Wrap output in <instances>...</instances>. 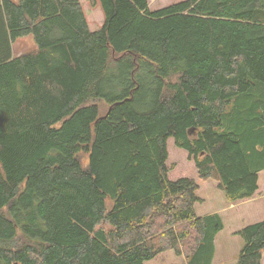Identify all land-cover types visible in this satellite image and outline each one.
<instances>
[{"label":"trees","instance_id":"trees-1","mask_svg":"<svg viewBox=\"0 0 264 264\" xmlns=\"http://www.w3.org/2000/svg\"><path fill=\"white\" fill-rule=\"evenodd\" d=\"M96 1L0 0V264H261L264 0Z\"/></svg>","mask_w":264,"mask_h":264},{"label":"rangeland","instance_id":"rangeland-1","mask_svg":"<svg viewBox=\"0 0 264 264\" xmlns=\"http://www.w3.org/2000/svg\"><path fill=\"white\" fill-rule=\"evenodd\" d=\"M79 1L81 3V6H82V9H83L84 15L86 17L89 28L91 30L96 31V29H98L102 25L103 18H104L103 11H102L100 4L98 3V1H96L95 4H91L90 0H79ZM147 1H148L150 10H156V9L162 8L164 6H167L169 4L179 2L182 0H147ZM34 46H35V42H34L32 34H26V35H23L20 37H16V39L14 40V42L12 44V51H13V53L18 54L22 51L32 49ZM172 149H174V148L169 147L170 152L172 151ZM198 183L200 184V189H201L204 182L201 180H198ZM262 186L263 185L260 184V188ZM220 193H222V192H220ZM214 198L217 199L218 197L214 196ZM221 198H224V197L221 196ZM221 201H225V200L222 199ZM259 201H260V203H264V199H261ZM232 214H233V212L223 213V219L225 222V227H224L223 231L221 232L222 233L221 236L227 235L229 230L231 228H233L234 226H236L230 220V216ZM261 218L264 219V217H261ZM169 253L172 254L171 251ZM218 260H219V256H216V261H218ZM231 260H232V256L228 257V259L224 260V262H225V264H228L229 261H231ZM261 264H264V255L262 256Z\"/></svg>","mask_w":264,"mask_h":264}]
</instances>
